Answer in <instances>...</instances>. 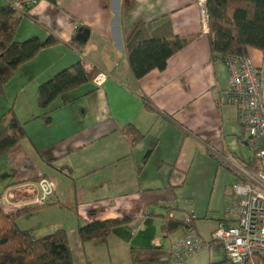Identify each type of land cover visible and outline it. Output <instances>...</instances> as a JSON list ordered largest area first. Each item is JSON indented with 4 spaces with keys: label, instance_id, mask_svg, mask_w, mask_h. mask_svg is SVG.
Returning a JSON list of instances; mask_svg holds the SVG:
<instances>
[{
    "label": "crops",
    "instance_id": "crops-1",
    "mask_svg": "<svg viewBox=\"0 0 264 264\" xmlns=\"http://www.w3.org/2000/svg\"><path fill=\"white\" fill-rule=\"evenodd\" d=\"M139 22L153 27L168 22L173 34L192 39L165 68L135 78L125 41ZM81 26L89 30L86 41L76 37ZM49 34L59 43L22 63L5 85L3 95L15 102L20 97L23 104L15 113L26 136L3 155V211L15 214L35 206L17 217L18 225L23 222L21 228L36 237L50 222L64 228L73 264H205L199 256L219 242L211 232L226 221L224 208L210 213L215 210L211 174L221 165L230 169L225 200L232 184L247 178L258 162L250 149L244 151L247 132L236 108L221 103L228 74L222 57L211 53L196 0H42L22 15L15 39ZM73 41L83 44L82 52ZM248 54L255 65L262 63V50L249 48ZM81 59L86 69H99L97 76L37 108L39 84ZM26 96L32 99L29 107ZM48 109L46 124L39 116ZM127 124L143 133L133 146L120 131ZM59 167L69 168L71 177ZM43 178L53 191L40 204ZM52 211L60 215L50 218ZM187 214L194 216L204 246L187 262H173L166 249L180 230L162 232L163 218L184 220ZM38 215L47 223L27 225ZM123 217L131 221L107 237L80 240L82 222ZM221 252L224 256L222 245Z\"/></svg>",
    "mask_w": 264,
    "mask_h": 264
},
{
    "label": "trees",
    "instance_id": "trees-1",
    "mask_svg": "<svg viewBox=\"0 0 264 264\" xmlns=\"http://www.w3.org/2000/svg\"><path fill=\"white\" fill-rule=\"evenodd\" d=\"M206 8L213 55L223 57L225 54H248L249 48H257L264 53V0H206ZM25 13L16 12L7 3L0 6V95L3 93V86L22 63L33 58L41 49L59 43L52 34L45 39L30 36L24 40H16L15 34ZM191 39L192 36L180 37L173 34L168 22L160 27H153L151 22H139L125 41L133 75L141 78L152 69L165 68L167 59ZM70 43L79 52L83 51L82 43ZM98 73V68L86 69L83 60H78L39 84L37 105L47 108L57 98H65L67 92L91 82ZM49 112L50 109L45 110L39 116L46 124L51 122ZM24 124L16 116L12 106L0 115V156L25 138ZM120 131L127 137L130 146L143 137V133L133 125H124ZM57 170L71 177L69 168L59 167ZM34 208L35 206L21 208L17 213L10 214L5 213L0 205V264H73L64 228L36 237L30 229L18 225L17 217ZM129 221L131 217L84 221L77 231L80 240L86 242L105 238L114 227ZM193 222L194 218L191 219L192 225ZM186 224V220L166 216L163 218L161 231L174 233L181 231ZM221 263L231 264L225 254ZM246 264H264V256H254Z\"/></svg>",
    "mask_w": 264,
    "mask_h": 264
},
{
    "label": "built area",
    "instance_id": "built-area-1",
    "mask_svg": "<svg viewBox=\"0 0 264 264\" xmlns=\"http://www.w3.org/2000/svg\"><path fill=\"white\" fill-rule=\"evenodd\" d=\"M39 1L42 0H6V3L16 12L25 13ZM196 2L206 24V0ZM222 60L228 79L221 103L236 108L237 121L247 132L246 143L258 162V169L232 184L231 194L224 200L226 221L211 232V238L221 243L231 264H246L254 256H264V53L260 65H255L249 54H225ZM38 184L41 189L38 203L42 204L53 186L44 178ZM192 218V214L185 216L186 226L166 249L173 262H187L204 246L191 224Z\"/></svg>",
    "mask_w": 264,
    "mask_h": 264
},
{
    "label": "rangeland",
    "instance_id": "rangeland-1",
    "mask_svg": "<svg viewBox=\"0 0 264 264\" xmlns=\"http://www.w3.org/2000/svg\"><path fill=\"white\" fill-rule=\"evenodd\" d=\"M5 85L3 86V93L0 95V115L2 113H4L5 111H7L10 106L13 107L14 112L15 111L18 112L20 107L23 105L22 103H19L20 97H18L17 102H15L16 100L14 101L13 96H11L10 94L6 93L5 95H3ZM6 92H8V91H6ZM34 101L36 102V107L40 109V107L37 105V91H36V98ZM31 102H32L31 97L26 96L25 100H24V106L29 107V103H31ZM14 103H16V105ZM13 104H14V106H13ZM15 114H17V113H15ZM245 147H244V151L248 153L249 147H246V148ZM3 155L0 156V172H3V170H2L3 166L2 165H3L4 160H5ZM201 168H202V170L206 169V167H204L202 165H201ZM230 175H231L230 169L225 165H221V169L219 170L218 174L214 175V172H213L210 176L211 182L213 181V187L211 190L212 191L211 192L212 193L211 207L213 209H215V210H211L210 213H212L213 215H217L218 212L223 211V208H224L223 207L224 206L223 194L228 189L227 186H228V182H229L228 179H229ZM72 213H74V212H72ZM49 215H50V218H53V217H57L58 215H60V213L57 211H52ZM46 219L47 218H44V217L38 215V216H35V219L31 218L27 222V225H44L45 223H47V221H45ZM21 220H23V219H21ZM20 225H21L20 227H24L25 224L23 222H21ZM54 225H56L54 222H50L49 226H45L44 227L45 229L43 230V233H44L43 235H46V233L48 234V233L52 232L53 230H55L56 229L55 227H57V226H54ZM46 227H50V228H46ZM199 257H200L199 259L205 264H208V263L223 264V263H221V261L223 259V255L221 252V244L219 242L214 243L211 246L210 251H205V253L201 254Z\"/></svg>",
    "mask_w": 264,
    "mask_h": 264
},
{
    "label": "water",
    "instance_id": "water-1",
    "mask_svg": "<svg viewBox=\"0 0 264 264\" xmlns=\"http://www.w3.org/2000/svg\"><path fill=\"white\" fill-rule=\"evenodd\" d=\"M89 30L88 28L81 26L78 29V33L76 35L77 39H79L80 41H86L87 36H88Z\"/></svg>",
    "mask_w": 264,
    "mask_h": 264
}]
</instances>
